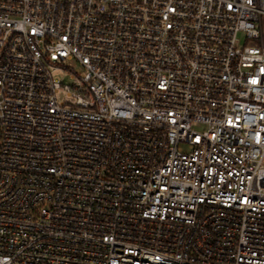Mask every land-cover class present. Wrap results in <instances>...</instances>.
<instances>
[{
  "label": "built area",
  "instance_id": "built-area-1",
  "mask_svg": "<svg viewBox=\"0 0 264 264\" xmlns=\"http://www.w3.org/2000/svg\"><path fill=\"white\" fill-rule=\"evenodd\" d=\"M262 18L0 0V264H264Z\"/></svg>",
  "mask_w": 264,
  "mask_h": 264
},
{
  "label": "rangeland",
  "instance_id": "rangeland-1",
  "mask_svg": "<svg viewBox=\"0 0 264 264\" xmlns=\"http://www.w3.org/2000/svg\"><path fill=\"white\" fill-rule=\"evenodd\" d=\"M261 26H262V40L264 42V18H262ZM69 69L71 70L72 73L76 69H79V71L82 72L81 68L74 62L69 63ZM63 84H68V85L72 84V80H70L69 75L65 76V78L63 79ZM64 99H65L64 97H60V100H64Z\"/></svg>",
  "mask_w": 264,
  "mask_h": 264
}]
</instances>
